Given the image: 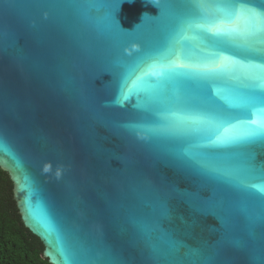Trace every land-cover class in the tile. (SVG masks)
I'll return each instance as SVG.
<instances>
[{
  "label": "water",
  "instance_id": "obj_1",
  "mask_svg": "<svg viewBox=\"0 0 264 264\" xmlns=\"http://www.w3.org/2000/svg\"><path fill=\"white\" fill-rule=\"evenodd\" d=\"M189 11L0 0V168L51 264H264V146L210 144L216 130L190 119L246 99L248 69L143 74Z\"/></svg>",
  "mask_w": 264,
  "mask_h": 264
},
{
  "label": "snow or ice",
  "instance_id": "obj_2",
  "mask_svg": "<svg viewBox=\"0 0 264 264\" xmlns=\"http://www.w3.org/2000/svg\"><path fill=\"white\" fill-rule=\"evenodd\" d=\"M184 6L190 10L187 29L171 51L146 66L144 76L162 81L186 73L210 79L237 68L248 69L251 90L246 99L225 97L222 105L204 109L190 119L207 126L209 133L216 130L210 144L243 141L264 146V8L252 0H184ZM187 40L198 41V55L186 48ZM237 108H243L242 115L233 112ZM249 166L256 168L254 163ZM248 187L256 189L250 182Z\"/></svg>",
  "mask_w": 264,
  "mask_h": 264
},
{
  "label": "trees",
  "instance_id": "obj_3",
  "mask_svg": "<svg viewBox=\"0 0 264 264\" xmlns=\"http://www.w3.org/2000/svg\"><path fill=\"white\" fill-rule=\"evenodd\" d=\"M0 264H51L40 239L25 227L18 212L13 184L0 168Z\"/></svg>",
  "mask_w": 264,
  "mask_h": 264
}]
</instances>
